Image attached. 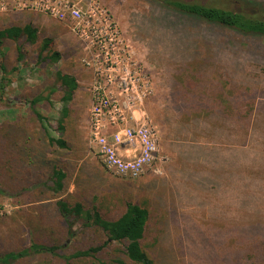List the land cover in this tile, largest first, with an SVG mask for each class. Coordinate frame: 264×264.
<instances>
[{
	"label": "trees",
	"instance_id": "1",
	"mask_svg": "<svg viewBox=\"0 0 264 264\" xmlns=\"http://www.w3.org/2000/svg\"><path fill=\"white\" fill-rule=\"evenodd\" d=\"M153 1L142 29L153 32L155 48L162 45V56L169 60L165 64L169 74L166 85L172 91L175 108L169 120L179 154L177 166L166 178L175 175L178 181L183 174L182 182L186 179L191 187L186 191L174 189L175 193L163 190L160 200H168L164 206L155 203L150 208L127 202L119 217L107 219L95 205L85 208L80 201L70 205L63 199L66 172L54 164L56 203L67 220L69 237L75 234L69 215L103 228L108 237L103 244L61 257L65 264H74L78 259L95 258L113 241L126 240L128 259L115 258L112 264H195L189 259L191 243L183 240L181 229L185 228L191 231L187 239L199 238L195 242L206 245L204 256L213 260L211 264H264V79L260 78L264 77V0ZM22 36L31 44L41 42L40 61L61 59V52L50 46L52 37H41L38 27L30 22L0 27L1 57L5 56L4 40L18 41ZM21 47L17 46L19 58ZM0 67L3 100L9 80L4 61ZM244 71L249 80L243 77ZM56 74L59 85H53L49 92L59 91L65 104L59 120V128L64 130L67 103L79 82L70 73ZM43 98L38 95L31 102L41 123L45 116L34 105ZM18 122L23 133L25 126ZM43 127L48 134L44 123ZM48 141L52 146H68L63 137L48 134ZM4 149L9 172L15 175L20 170L21 180L45 161L22 138L18 141L8 136ZM200 195L199 202L209 200L208 208L192 200L180 203L183 197ZM163 238L169 242L167 251L160 244ZM179 242L182 250L173 256L169 250L176 251ZM66 244L31 242L18 250L0 252V264L57 254Z\"/></svg>",
	"mask_w": 264,
	"mask_h": 264
},
{
	"label": "rangeland",
	"instance_id": "2",
	"mask_svg": "<svg viewBox=\"0 0 264 264\" xmlns=\"http://www.w3.org/2000/svg\"><path fill=\"white\" fill-rule=\"evenodd\" d=\"M152 2L154 1L76 0L85 16L90 17L95 10L97 13L106 12L115 21L130 41L137 61L143 65L153 81V94L145 101L144 107L155 128L159 146L158 166L161 172L149 171L135 179L124 178L108 170L100 158L98 147L91 141L89 124L92 97L89 84L92 81V73L82 61L86 54L84 43L77 37L78 41L73 40L77 44L72 46L71 36L66 35L58 39L54 34L57 28L71 32V20H59L44 12L17 9L10 5L0 9V27L22 24L32 17L36 20L40 36L52 37L50 46L62 54L57 62H51L49 59L40 61L38 53L41 42L31 44L22 36L18 41L5 39L2 48L5 56L3 58L0 55V66L4 61L9 80L4 99L0 100V252L18 250L35 241L60 245L67 241L57 254L35 255L12 264H65L62 254L103 244L108 238L103 228L74 215H69V219L73 221L75 234L69 237L67 220L60 213L56 203L59 198L56 197L58 194L54 190L52 178L54 164L66 172V186L61 192L63 199L70 205L80 201L85 208L95 205L107 219L119 217L127 202H139L150 208L155 203L164 206L168 200L164 203L160 200L163 190L175 193L174 189L186 191L191 187L186 179L182 182L183 174L178 181L175 175L166 178L177 166L179 154L175 150V130L169 120V114H175L171 102L172 91L166 85L169 74L165 64L169 60L162 56V45L155 48L153 32L142 29L145 27L144 22L151 15ZM18 45L22 46V58L18 56ZM46 54L47 51H44V55ZM58 71L71 73L79 79L82 86V93L67 103L69 114L63 119L64 130L59 128V120L65 104L61 101L60 92H49L53 85H59L56 77ZM2 74L0 67V79ZM243 74L245 80L250 79L245 71ZM38 95H43L44 98L34 106L45 116L43 123L48 134L66 139V148L49 144L43 123L33 112L31 102ZM17 121H20L19 125L25 126L23 133L15 123ZM8 136L18 141L21 138L27 141L33 147L32 152L35 151L45 159L39 163L37 171L23 180L19 175L20 170L13 175L15 172H9L6 166L4 143ZM25 171L27 170H23ZM198 199H202V196L192 199L183 197L180 203L188 204L192 200L207 208L210 206L208 199H204L205 202H199ZM181 232H184L183 240L191 243L188 249L189 259L195 264H211L213 260L204 256L206 245L203 241L196 243L199 238L194 240L192 236L187 239V234L191 233L189 229H181ZM126 242L113 241L100 250L95 258L78 259L74 264H112L115 258L127 260ZM160 244L167 251V238H163ZM180 250L182 245L179 242L176 251L170 249L169 252L175 256Z\"/></svg>",
	"mask_w": 264,
	"mask_h": 264
},
{
	"label": "built area",
	"instance_id": "3",
	"mask_svg": "<svg viewBox=\"0 0 264 264\" xmlns=\"http://www.w3.org/2000/svg\"><path fill=\"white\" fill-rule=\"evenodd\" d=\"M9 5L71 20V30L84 43L82 61L92 73L89 132L105 167L129 179L160 173L156 132L144 107L153 81L115 21L95 10L85 16L76 0H0V9Z\"/></svg>",
	"mask_w": 264,
	"mask_h": 264
},
{
	"label": "crops",
	"instance_id": "4",
	"mask_svg": "<svg viewBox=\"0 0 264 264\" xmlns=\"http://www.w3.org/2000/svg\"><path fill=\"white\" fill-rule=\"evenodd\" d=\"M34 15H38V14H36V13H34ZM39 17H41L42 18V16L40 15ZM28 20H26L24 23H27V22H30V23H32L33 25H35L36 27H38L37 26V24L35 23V19L34 18H32L31 17V19H29V18H27ZM39 29V28H38ZM39 32H40V30H39ZM54 34H56L57 36H58V39H61V38H64L66 35H69V36H71V41H72V46H74L75 44H77L76 42H74L75 40H77L78 41V39H77V35L71 30V32H69V31H66L64 28H57V30L55 31V33ZM74 40V41H73ZM64 43V42H63ZM71 74V73H70ZM77 79V81L79 82V79L78 78H76ZM59 92V91H58ZM82 93V86L80 85V82H79V87H78V89L76 90V92H75V94H74V97H73V99L72 100H75L76 99V96H78V95H80Z\"/></svg>",
	"mask_w": 264,
	"mask_h": 264
}]
</instances>
